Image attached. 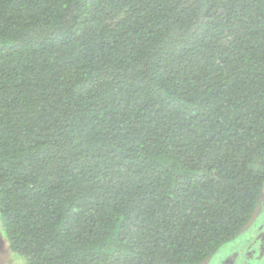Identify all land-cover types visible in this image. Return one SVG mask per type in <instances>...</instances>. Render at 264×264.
<instances>
[{"label": "trees", "instance_id": "1", "mask_svg": "<svg viewBox=\"0 0 264 264\" xmlns=\"http://www.w3.org/2000/svg\"><path fill=\"white\" fill-rule=\"evenodd\" d=\"M264 187V0H0V226L25 264L213 263Z\"/></svg>", "mask_w": 264, "mask_h": 264}, {"label": "rangeland", "instance_id": "2", "mask_svg": "<svg viewBox=\"0 0 264 264\" xmlns=\"http://www.w3.org/2000/svg\"><path fill=\"white\" fill-rule=\"evenodd\" d=\"M262 203H264V187L251 220L241 231V238L245 241L237 246H227L225 256L221 254L217 257V259L221 258L220 260H215L213 263L206 261L203 264H264V210L261 208ZM0 241L3 242L8 253L5 257L6 264H17L16 258H20V264H25L24 258L15 255L9 249L2 236L1 226Z\"/></svg>", "mask_w": 264, "mask_h": 264}, {"label": "snow or ice", "instance_id": "3", "mask_svg": "<svg viewBox=\"0 0 264 264\" xmlns=\"http://www.w3.org/2000/svg\"><path fill=\"white\" fill-rule=\"evenodd\" d=\"M262 210H264V203L261 205ZM8 255L7 250L5 249L3 242L0 241V264H6L5 257Z\"/></svg>", "mask_w": 264, "mask_h": 264}, {"label": "flooded vegetation", "instance_id": "4", "mask_svg": "<svg viewBox=\"0 0 264 264\" xmlns=\"http://www.w3.org/2000/svg\"><path fill=\"white\" fill-rule=\"evenodd\" d=\"M243 236H244V235H243ZM249 239H250V237H249ZM242 241H245V239H242L241 236H240L238 239H236V240L230 242L228 246H237L238 244L242 243ZM223 256H225V253H223ZM220 259H221V258H220ZM220 259H216V261H217V260H220ZM254 261H255V260H254ZM254 261H253V262H254Z\"/></svg>", "mask_w": 264, "mask_h": 264}, {"label": "clouds", "instance_id": "5", "mask_svg": "<svg viewBox=\"0 0 264 264\" xmlns=\"http://www.w3.org/2000/svg\"><path fill=\"white\" fill-rule=\"evenodd\" d=\"M17 264H20V258H16Z\"/></svg>", "mask_w": 264, "mask_h": 264}]
</instances>
